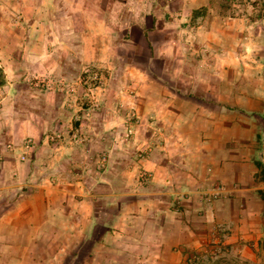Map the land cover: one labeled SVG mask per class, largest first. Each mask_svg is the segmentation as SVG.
Returning a JSON list of instances; mask_svg holds the SVG:
<instances>
[{"label": "crops", "instance_id": "obj_1", "mask_svg": "<svg viewBox=\"0 0 264 264\" xmlns=\"http://www.w3.org/2000/svg\"><path fill=\"white\" fill-rule=\"evenodd\" d=\"M23 1L40 12L20 18L26 52L67 49L73 35L88 65L119 49L144 56L143 66L122 61L136 65L138 111L154 117L156 139L125 172L109 152L88 184L35 154L19 162L0 141V264H186L182 250L204 237L196 230L218 223L204 196L224 179H253L257 156L264 165V0Z\"/></svg>", "mask_w": 264, "mask_h": 264}, {"label": "rangeland", "instance_id": "obj_2", "mask_svg": "<svg viewBox=\"0 0 264 264\" xmlns=\"http://www.w3.org/2000/svg\"><path fill=\"white\" fill-rule=\"evenodd\" d=\"M224 1L239 7L261 0ZM26 8L23 0H0L1 143L12 142L19 162L35 154L41 166L53 160L74 175L73 180L84 176L87 184L89 177L94 178L91 181L102 179L111 151L114 172L117 168L118 173L128 171L156 139L154 117L139 113L140 89L133 86L136 63L143 66L144 56L119 49L109 64L88 65L73 35L62 37L67 49L57 44L43 52L34 45V52H26L31 38L26 37L28 23L20 18L40 14ZM255 9L262 11L261 5ZM37 38H33L35 43ZM128 56L136 65L126 66L122 59ZM154 68L161 73L160 62ZM105 124L110 127L107 131ZM262 138L264 133L258 132V152L264 146ZM45 155L46 160L40 159ZM257 158L253 179L247 180L248 175L240 180L224 179L218 184L220 193L204 196V205H218V223L196 230L204 232V237L200 244L182 250L186 264H264V165Z\"/></svg>", "mask_w": 264, "mask_h": 264}, {"label": "trees", "instance_id": "obj_3", "mask_svg": "<svg viewBox=\"0 0 264 264\" xmlns=\"http://www.w3.org/2000/svg\"><path fill=\"white\" fill-rule=\"evenodd\" d=\"M0 78H2V76H1V71H0ZM2 85V83L0 82V86ZM257 166H258V168H260L261 167V165L258 163V164H256ZM263 247H264V241H263Z\"/></svg>", "mask_w": 264, "mask_h": 264}]
</instances>
